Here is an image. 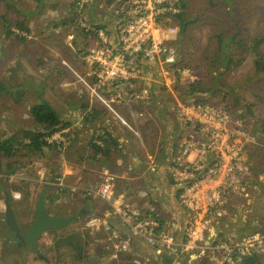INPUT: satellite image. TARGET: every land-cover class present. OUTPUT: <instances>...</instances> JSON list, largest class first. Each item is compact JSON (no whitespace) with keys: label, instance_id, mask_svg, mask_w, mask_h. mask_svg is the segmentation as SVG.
Here are the masks:
<instances>
[{"label":"rangeland","instance_id":"374dc122","mask_svg":"<svg viewBox=\"0 0 264 264\" xmlns=\"http://www.w3.org/2000/svg\"><path fill=\"white\" fill-rule=\"evenodd\" d=\"M14 1L22 11L29 14L25 16V20L30 32L20 34L26 39L25 42L19 41L15 36L9 37L2 17L5 16L11 23H15L20 15L7 11L3 4H0V82L6 81L15 87L22 85L20 87L22 94L18 97L19 103L9 95L0 96V139L12 134H20L23 128H34L30 109L42 100L48 101L63 119L71 121L73 125L72 130L67 129L63 131V135H55L54 140L61 143L57 151L48 150L46 154L36 156H29L27 151H23L17 161L24 163L25 166L17 169L15 175L5 180L7 176L0 174V264H91V261L92 264H136L132 255L121 252L114 257L115 252L111 243L103 244L95 240V237L101 238L87 225L92 216L83 219L88 214L89 203H84V197L77 193L81 191L80 188L92 189L87 192L94 199V193L98 191L101 180L95 176V173L88 175L91 166L84 157L90 151L87 150L85 153L84 149L79 147L80 140L82 144L87 143L90 132L85 133L87 131L85 127L81 130H76L74 127L87 124L89 122L87 114L94 108L104 111L103 119L106 121L117 120L121 123L87 86L92 84V79L87 77V66L82 60L90 46H86L87 37L81 24L85 23L83 18L87 19L85 21L89 25L110 26L112 17L103 8L104 0H43L40 9L37 0ZM79 1L85 4L81 18L77 17L76 11V4ZM185 14L187 29L182 34L179 31L176 42L184 70L179 72L180 66L173 69L171 66L158 64L151 69V72L146 73L147 81L156 83L159 88L157 93L163 97L161 103L167 109L165 112L175 113L181 127L179 137L173 141L176 142L177 148L171 154L169 172L171 173L172 164L178 158L186 161L189 155H192L191 159L196 157L199 149L187 148L190 141L199 142L203 139L208 142L212 139L211 136L207 138L193 125L189 126L181 120L186 111L184 108L194 105V103L183 104L181 95L186 93L190 84L198 80L208 83L206 87L200 89L202 91L220 84L217 95H206L209 100L205 104L228 112L235 126L239 129L243 127L246 132L247 136L240 135L239 138L229 140V137H223L222 141L227 140L243 147L235 152L240 157L242 154L244 156L242 159L246 174L242 185L239 186L242 189L247 187L248 183H252L249 187L252 188L254 185L260 187L255 193L259 194L258 206L250 213L258 219L248 217L251 219L248 221L252 226L253 222L260 221L259 227H256L254 232L264 231V138L257 123L263 116L259 100H264V78L256 72L253 54H248L239 67L229 72H225L224 66L219 69L213 66L219 58L216 40L218 35L230 36L239 29L243 31L242 35L248 34L249 37L256 34L264 35V0H186ZM175 25L179 27L177 19ZM114 29L113 22L111 31ZM12 31L16 34L20 33L15 27ZM229 50L226 49L227 52ZM133 132L134 137L138 138L139 134L135 130ZM253 138L255 144H240ZM74 152L78 154L77 158L83 155L82 163L74 165L66 162ZM209 156L210 159H214L213 153ZM81 169L84 173L79 176L78 172ZM47 184L50 185L49 189L44 188ZM59 188L67 191L63 193ZM5 193L10 195L12 207L22 229H27L33 223L35 210L42 195L46 198L48 213L52 216L69 217L82 211L85 213L69 227L56 233L48 231L42 235L37 245L38 252L45 256L42 260L37 257L38 253L32 252L28 247L12 244V235L6 225ZM232 195L231 192L228 200ZM136 196L138 195L132 197L135 205L143 199ZM248 196H242V199L238 197V206L243 207ZM172 198L173 202L180 204L176 193ZM234 205L237 206L236 203ZM228 206L233 207V203L228 201L224 211ZM104 208L108 210L110 205L104 204ZM178 208L183 211L180 205ZM242 216L241 214L240 217ZM225 217L230 219L229 216L223 215L215 221V224L222 220V226L226 225L230 220L224 221ZM130 224L132 225L133 222ZM178 224L180 229L176 232L180 235L185 226L184 219H180ZM122 228H124L122 237L131 234L130 229L124 224ZM166 229L175 232L172 227ZM248 229L249 227H244L241 230L246 232ZM219 235L227 238V234L219 233ZM98 248L102 250L100 260H96L95 252ZM260 254L263 253L257 255ZM78 255L82 259H78ZM136 256L141 259L140 255ZM157 259L146 261L142 258L141 262L145 261L143 264H177L178 262L215 264L208 260L189 262L186 255L178 261L173 257L168 263L159 257ZM259 260L264 263V257Z\"/></svg>","mask_w":264,"mask_h":264},{"label":"built area","instance_id":"2783aa9c","mask_svg":"<svg viewBox=\"0 0 264 264\" xmlns=\"http://www.w3.org/2000/svg\"><path fill=\"white\" fill-rule=\"evenodd\" d=\"M104 3L103 8L112 17L115 29L111 31V23L95 31L82 59L87 66V77L92 79V84L87 86L123 125L129 127L115 107L146 104L151 100L144 64L167 66L179 59L180 51L176 46L179 27L175 22L183 11V0H104ZM84 10V2H77L78 16L82 17ZM81 24L86 31L91 30V25ZM117 84L121 85L111 94L100 93L101 89L109 90ZM184 110L181 120L212 139L190 141L187 148L199 149L196 157L191 159L192 155H189L186 161L178 158L172 164L171 175L182 188L180 206L188 213L181 235L167 229L157 234L158 216L140 215L129 203L116 198L118 177L108 168L102 171L95 197L110 208L104 217H91L87 225L94 232L104 233L105 240L114 248V257L121 252L127 253L136 264L145 261L141 262L135 254L134 238L144 240L157 256L172 252L175 261L186 255L189 262L208 260L215 264H244L246 259L264 252V231L230 239L219 235L215 221L224 215L231 192L241 191L239 185L246 174L243 154L240 157L235 153L243 147L222 139H236L245 136L246 132L243 127H236L232 116L223 109L195 103ZM135 114L143 117V112L135 111ZM245 143L255 144L254 138L240 144ZM210 153L214 154V159H210ZM111 219H119L131 234L122 237Z\"/></svg>","mask_w":264,"mask_h":264},{"label":"crops","instance_id":"0c3cea01","mask_svg":"<svg viewBox=\"0 0 264 264\" xmlns=\"http://www.w3.org/2000/svg\"><path fill=\"white\" fill-rule=\"evenodd\" d=\"M152 101L155 102V99L153 98L151 102ZM150 103L141 106L126 104L116 106L117 113L129 124V127L124 126L115 119V121L111 122L106 121L103 119V117H105L103 116L104 111L94 108L88 113V117L90 118L88 120L89 122H87V124H81L79 127L76 125L74 128H76V130H81L85 127L87 128L85 133L90 132L87 143L84 142L82 144V140H80L79 143L80 149L83 148L85 153L87 150L88 152L90 151V153L86 155L87 157H84L88 165L91 166L88 175L95 173V176L101 180L103 169H110L118 177L116 198L129 203L132 210L140 215L154 214L158 217H164L166 228L172 227L178 235L176 232L180 229V224H178V222H180V219H184L185 223L188 213L184 208L183 211H180L178 208L180 204L178 205L172 201V196L176 193L175 190L177 186L171 183L173 176L169 170L172 160L171 154L174 149L177 148L176 142L173 141L175 138L179 137L181 127L179 123L174 122L171 115L172 113L165 112L167 109H165L163 103L157 102L155 105ZM134 107L144 111L143 117H139L135 114L136 110ZM134 130L139 134V139L134 137ZM106 132L114 136L118 146L113 148L111 154L107 157L101 154L95 156L89 144L93 141L94 137L103 135ZM77 156L78 154L74 152L66 162L74 165L82 163L83 155L79 158H77ZM253 162L254 158L252 159V163ZM74 169H76V167H74ZM78 173L79 176H81L80 174L84 172L81 169ZM262 177H260V179ZM250 185H252V183H248L247 187L242 188L240 192H233L230 200H228L233 203V207L230 208L228 206L226 211H224V216H229L230 222L222 226V220H219V223L215 225L216 231L220 234H227V237L230 239L243 237L246 234L254 232L256 227H259L260 221H255V223L258 224L253 222V226L249 221H251V217H256V219H258L257 216L250 213L255 211L258 206L259 194L255 193L258 192L260 187L254 185L251 188L249 187ZM80 190H85V192H87V190L92 189H86L84 187L80 188ZM88 195H90V193H88ZM133 195H138L136 197L143 198L144 200L141 199V201H138L137 205H135L132 199ZM242 196L249 197L246 199L247 201L244 202L245 205L243 207L238 206V199H242ZM88 203L89 210L87 213H93L92 217H104L107 213L104 204L100 203L95 196L93 201H88ZM235 203L237 206L234 205ZM241 214L243 215L242 218L240 217ZM227 220L228 219L225 217L224 221ZM111 223L114 228L121 232L123 231V224L119 219H111ZM244 227H249V229L244 232L241 230L244 229ZM96 235H100L101 238L98 239L95 237L96 241L109 244L108 241L105 240L104 234L96 233ZM133 244L135 246V254L140 255L139 257L141 259L145 258L146 261H148V259H157L159 257L144 240L134 238ZM259 257L262 259V257H264V252L260 254Z\"/></svg>","mask_w":264,"mask_h":264},{"label":"trees","instance_id":"16d2710c","mask_svg":"<svg viewBox=\"0 0 264 264\" xmlns=\"http://www.w3.org/2000/svg\"><path fill=\"white\" fill-rule=\"evenodd\" d=\"M38 1V8L40 9L43 6V0H37ZM0 4H3L5 9L9 12H15L20 15L18 20L15 23H11L8 18L5 16L2 17L3 19V25L5 27V30L9 37L15 36L16 39H18L21 42H25V38L21 37L20 34L22 33H29L30 29L26 26V17L29 15L28 13L22 11V9L17 5V3L14 0H0ZM183 11L182 13L177 16V21H179V31L184 33L187 29L188 22L185 19V9H186V0H183ZM77 14V13H76ZM25 17V18H24ZM77 17L81 18V15ZM84 21L87 20L83 18ZM87 22V21H85ZM91 30L86 31L85 28L83 29V32L85 33L87 37V43L86 46H89L91 41L93 40L95 36V31L99 28L108 27V25H91ZM15 27L20 33H15L12 31V28ZM243 34L242 30H236L235 34H232L230 36H224V35H218L216 37L217 40V46L219 50V58L218 60L213 63V66L217 69L219 67L224 66L225 72H229L237 67H239L244 58L248 54L254 55V66L256 69V72L258 74L263 75L264 78V35L256 34L254 36H250L247 34ZM226 49H230L229 52L226 51ZM233 49V50H232ZM222 59H221V57ZM183 60L178 59L175 63H171L168 66H171V68L175 69L180 66L179 72L184 70V68L181 66V63ZM156 63H153L152 66L148 67L144 64V68H146V71L151 72V69H154L156 67ZM214 82V80H213ZM148 84L150 90H151V100L153 98L155 99V102H151V100L146 104H136V106L141 105H147L152 104L155 105L157 102H162L163 97H160V95L157 93V85L156 83H150L149 81H146ZM206 84H208L206 81L198 80L195 81L193 84H190L189 89L186 91V93L182 94L180 99L183 104H189V103H205L208 101L207 94L213 96L217 95V92H219L218 88L219 85L215 86L214 88L207 89L205 91H202V87H206ZM121 84L115 85L113 88L111 87L109 90L107 88H103L100 90V93L102 95H109L113 92L114 89L119 88ZM223 85V84H222ZM22 85H19L17 87L9 84L6 81L0 82V96L3 94L9 95L13 97L16 102L19 103L18 97L22 94V91L20 90V87ZM209 95V96H210ZM259 103L262 105V118L258 121V125L260 127V131L262 133V136L264 138V100H259ZM176 106V105H175ZM135 108V107H134ZM136 111L144 112L135 108ZM174 122L179 123L177 119V115L175 113L171 114ZM30 116L33 119L34 128H23L20 131V134H12L6 138L0 139V174L6 175L7 177L4 178L8 179L9 176H13L16 174L17 169H19L22 166H25L24 163H19L17 161V158L21 155L20 153L23 151H27V155H43L46 154L47 151H57L59 146H61V143H58L56 140H54V136L58 134L63 135V131L67 129L72 130L73 123L71 121H66L61 117V115L57 112V110L46 100H42L39 104H36L31 107L30 109ZM89 114L87 115V117ZM90 119V118H89ZM87 119V121L89 120ZM180 124V123H179ZM90 147L93 150L95 156L101 154L103 156H109L113 150V148L117 147L118 144L116 142V139L114 136L110 133H104L103 135H99L98 137H94L93 141L90 142ZM172 179V177H171ZM7 181V180H6ZM172 184H175L176 187V194L177 199L180 201V195L182 193V188H180L178 185L180 183L174 181V179L171 180ZM58 184V182L56 183ZM181 186V185H180ZM50 185L47 184L44 186L45 189H49ZM183 187V185L181 186ZM63 193H65L67 190L63 188H59ZM84 197L83 202H92L93 199L90 195H88L87 192H79ZM48 196V194H46ZM74 196H78L74 194ZM58 198V197H56ZM93 213L89 212L85 215V218L91 217ZM76 215V214H74ZM157 221L159 222L160 227L155 229V232L157 234L161 233L163 230L166 229V221L164 220V217H157ZM54 233H56L55 230H50ZM23 246V245H22ZM100 248V247H99ZM97 249L95 252L97 259L100 260L102 257V250ZM37 257L39 259L44 260L45 256L42 255V253L38 252ZM172 252L169 253H163L159 256L165 263L170 262L173 259ZM78 259H82L80 255H78ZM260 257L258 255H255L249 259L245 260L244 264H264L259 260ZM90 260V259H89ZM158 260V259H157ZM92 264V261H91Z\"/></svg>","mask_w":264,"mask_h":264},{"label":"water","instance_id":"95a60500","mask_svg":"<svg viewBox=\"0 0 264 264\" xmlns=\"http://www.w3.org/2000/svg\"><path fill=\"white\" fill-rule=\"evenodd\" d=\"M6 197V225L9 231L19 238L24 247H28L32 252L38 253L37 245L42 235L50 230H61L69 227L84 215V211L69 217H55L48 213L46 198L44 195L40 197V202L35 210V216L32 226L24 235L20 233V226L17 221L16 214L12 207L10 195L5 193Z\"/></svg>","mask_w":264,"mask_h":264},{"label":"flooded vegetation","instance_id":"af4514ba","mask_svg":"<svg viewBox=\"0 0 264 264\" xmlns=\"http://www.w3.org/2000/svg\"><path fill=\"white\" fill-rule=\"evenodd\" d=\"M33 224V223H32ZM32 224L29 226V227H27V229H22L21 227H20V233H21V235H24L26 232H27V230L32 226ZM11 235H12V244L13 245H16V246H18V247H21L23 244H22V242L19 240V238L18 237H16L15 235H13L12 233H11ZM30 249V248H29ZM31 250V249H30Z\"/></svg>","mask_w":264,"mask_h":264}]
</instances>
